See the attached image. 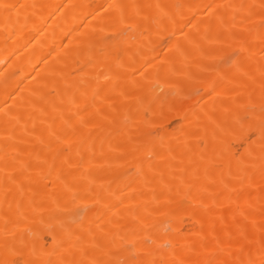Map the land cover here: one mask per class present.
I'll list each match as a JSON object with an SVG mask.
<instances>
[{
	"label": "bare ground",
	"instance_id": "bare-ground-1",
	"mask_svg": "<svg viewBox=\"0 0 264 264\" xmlns=\"http://www.w3.org/2000/svg\"><path fill=\"white\" fill-rule=\"evenodd\" d=\"M0 264H264V0H0Z\"/></svg>",
	"mask_w": 264,
	"mask_h": 264
},
{
	"label": "rangeland",
	"instance_id": "rangeland-1",
	"mask_svg": "<svg viewBox=\"0 0 264 264\" xmlns=\"http://www.w3.org/2000/svg\"><path fill=\"white\" fill-rule=\"evenodd\" d=\"M238 53V54H237ZM237 54V55H236ZM236 55V56H235ZM237 58L238 56H239V51L238 50H233L232 52H230V54L228 53V55H227V57H226V59H230L231 58V60L234 58L235 59V57ZM201 92V90L200 89H198V90H196L195 91V93H200ZM184 97V95H181V96H179V95H177V97L179 98V97ZM176 98V97H175ZM255 105V104H254ZM257 105V104H256ZM259 106V105H258ZM253 107V106H252ZM257 108V107H256ZM178 121V118H169L168 120H167V125L169 126V124H170V126L171 125H173L174 123H176ZM253 137V136H252ZM235 138H237V140H238V137H235ZM236 141V140H235ZM234 142V141H233ZM237 142H239V141H237ZM234 144V143H233ZM236 144V143H235ZM238 144V145H237ZM236 145H237V147H236V149L235 150H237L238 151V153H240L241 151V148H240V144L239 143H237ZM235 145V146H236ZM241 146H242V144H241ZM239 148V149H238ZM237 151H236V153H237Z\"/></svg>",
	"mask_w": 264,
	"mask_h": 264
}]
</instances>
